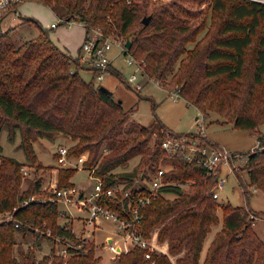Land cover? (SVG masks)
Returning a JSON list of instances; mask_svg holds the SVG:
<instances>
[{"label": "trees", "instance_id": "16d2710c", "mask_svg": "<svg viewBox=\"0 0 264 264\" xmlns=\"http://www.w3.org/2000/svg\"><path fill=\"white\" fill-rule=\"evenodd\" d=\"M39 1L66 14L62 20L83 22L87 32L99 27L107 35H125L132 42L126 51L146 63V74L165 88L177 91L204 116L214 110L236 127L253 130L264 122V92L259 91L264 85V1L211 0L214 10H228L215 30H210L207 16L200 19L202 11L198 15L189 11L181 0ZM145 15H152L147 24L143 22ZM34 23L40 26L39 21ZM7 34L8 30H0V38ZM255 41L258 47L253 79L245 84L241 78L248 49ZM78 65L80 61L55 44L45 30L19 46L8 41L0 52V136L5 125L10 127L12 139L20 129L21 146L27 158L35 161L34 141L38 137L71 135L78 140L75 151L89 152V168L94 167L93 174L102 177L105 186L138 175L137 171H114L134 156L139 155L142 165L150 164L149 167L168 159L161 147L165 132L173 133L168 125L158 116L149 124L131 119L123 100L102 91L101 84L86 81L79 74ZM154 134L158 137L152 144ZM203 138L204 142L216 144ZM260 139L262 147L250 153L248 172L250 184L264 190V136L260 135ZM102 147L110 154L100 161ZM170 159L175 167L167 172L168 177L183 184L165 186L164 190L176 196L158 197L144 208L140 222L143 234L148 237L155 226L159 227V238L168 240L173 254L185 250L178 264H264V239L254 229L248 205L218 202L210 193L218 178L216 174L207 176L197 162L180 155ZM22 166L16 157L0 156V212H9L0 221V264H64L62 255L52 261L48 257L36 259L29 251L20 260L13 255L15 231L34 232L44 222L53 231L50 238L82 243L71 225L58 221V198L36 196L42 190L41 179H34L29 188L21 189ZM76 170L61 167L57 187L74 185L71 177ZM244 193L249 199V190L244 189ZM30 198L29 203L23 204ZM99 201L123 214L120 199L102 195ZM220 205L225 210L224 225L202 260L206 238L219 221ZM252 213L264 217V210ZM76 245H68V252L84 258L67 264H97L93 247L84 253L86 245ZM145 252L140 246H132L120 254L117 264H173L165 253L154 251L147 258Z\"/></svg>", "mask_w": 264, "mask_h": 264}, {"label": "rangeland", "instance_id": "374dc122", "mask_svg": "<svg viewBox=\"0 0 264 264\" xmlns=\"http://www.w3.org/2000/svg\"><path fill=\"white\" fill-rule=\"evenodd\" d=\"M172 1V0H167ZM182 6L195 14L200 15V19L208 17V25L210 30H215L220 22H222L228 14V10L216 11L210 5L211 0H181ZM17 13L14 11L8 13L0 22V30H8L7 37L0 38V52L8 41L15 43L17 46L22 45L25 41L35 38L40 35L42 30H45L49 38L57 44L61 49L69 52L73 57L80 61L79 74L86 81H93L96 85L105 84L111 90L116 99H122L125 111L130 114L131 119H136L143 124H149L156 116L160 117L173 132H196L199 135L200 125L204 122V137L207 140L213 141L215 145H222L230 148L234 152H238L242 157L235 158V162L223 163L222 172L216 174L215 177L225 176L223 187L216 186V190L220 196L217 201L220 203L230 202L233 206H247L250 208V213L254 210H264V190L257 184H250V176L248 172L250 153L261 148L262 140L260 135L264 136V122L260 123L257 130L238 128L233 122L227 121L220 113L211 110L208 115H201L199 108L190 103L185 97L176 94V91H171L164 85L157 82L155 78L145 79L140 72L141 79H145L141 89H135L128 84L127 79L132 71L135 70L134 65L127 62V57L130 52L122 50V43L125 40V48L127 40L125 35L116 39V33H110L112 37V46L109 50V56L112 58V69L105 73L103 79H98L93 70L88 68L86 62L82 61L79 56L85 52L83 47L87 28L84 23L79 20H62L66 14L55 12L48 4L39 0H21L17 5ZM14 16H16L14 18ZM39 21L40 26H37L34 21ZM194 21H198L197 18ZM56 22L57 26H52ZM95 32V31H94ZM40 37V36H39ZM258 43L255 41L248 49L246 66L244 75L241 78L242 82L248 84L253 79V70L255 66V56ZM73 67L76 69L77 64ZM259 91L264 92V85ZM133 109V110H132ZM12 122V121H11ZM203 133V132H201ZM164 135H167L165 132ZM158 136L154 134L152 144H154ZM203 137V136H202ZM200 138L203 143L204 138ZM22 134L21 130H16L15 138H11V129L5 125L0 136V142L3 145V151L0 156H13L23 162L21 181V189L25 190L31 186V181L41 179L42 190L36 196L44 199H56L55 190L58 188L59 171L61 167L77 169L71 177L74 185H77L83 192L89 193L94 189L97 177L93 175V168H89V152L87 150L78 154L75 151V146L78 140L71 135L59 133L53 138L38 137L34 141V150L36 152L35 161L27 158L25 149L21 146ZM209 144V143H208ZM67 147L68 159L64 163L58 161L57 152L60 147ZM110 154V150L102 147L99 153V160L106 158ZM162 161V160H160ZM166 167L174 168L175 165L169 159L162 161ZM99 163V161H98ZM150 164L143 166L141 157L134 156L125 165L117 166L114 171L117 174H124L129 171L142 172L147 170ZM96 166V165H95ZM231 166L234 169L231 170ZM27 171V172H26ZM241 176V178H240ZM217 178V180H218ZM176 181L178 179L172 178ZM132 183V181H130ZM216 182L214 183L215 186ZM244 189L249 190V199H247ZM175 197V194H170ZM61 216L58 219L61 223L71 225L75 231L77 239L82 243L78 244L77 240L66 239L62 240L57 236L50 238L53 231L46 222L42 227L36 226L33 231H15V242L13 244V255L16 259H21L24 253L28 251L35 255L36 259L48 257L50 261L63 256L64 264L70 260H80L84 256L81 254L71 256L70 253H65L64 249L68 245H78L83 247L84 253L87 249L93 247V257L96 258L97 264H117L120 254L126 253L114 251L108 248V235L119 238L121 229L118 223L112 217L100 216L94 222L87 220L88 211L83 205H78L74 202H67L63 197H58ZM9 213V212H8ZM7 211L0 212V221L8 214ZM219 221L213 225L211 232L208 234L204 248L202 250V258L206 256L208 247L214 238L215 234L221 230L225 220V210L222 205L218 207ZM254 229L264 239V217H258L254 223ZM45 233L46 237L43 235ZM159 227H154L149 238L155 243L159 253L167 254V257L178 264V258L185 253L173 254L169 248L167 239L159 238ZM76 245V246H77ZM82 253V254H84Z\"/></svg>", "mask_w": 264, "mask_h": 264}, {"label": "built area", "instance_id": "2783aa9c", "mask_svg": "<svg viewBox=\"0 0 264 264\" xmlns=\"http://www.w3.org/2000/svg\"><path fill=\"white\" fill-rule=\"evenodd\" d=\"M19 1L21 0H0V22L8 13L12 11L17 13L18 10L16 5ZM57 25L56 22L52 23V26ZM112 41V37L105 34L99 27L91 28L90 31L87 32L83 45L85 52L81 54L79 58L87 63L88 68L95 72L98 79H103L105 73L110 71L113 67L112 58L109 56ZM121 43L122 50L127 52L124 46L125 40ZM127 62L135 66V70L132 71L127 79L128 84L133 88L141 89L145 79H153L146 74V63L143 60L138 59L130 53L127 57ZM140 72L144 75L145 79L140 78ZM157 82L159 83L158 80ZM176 94L179 95L177 91ZM202 114L203 113H201V115ZM200 128L199 133L201 135L196 132H191V134L186 132H167V135H163L161 138V147L164 149L170 161L172 156L180 155L189 161L197 162L198 165L206 170L207 176H210L221 173L223 163H232L235 162V158L242 157L240 153L234 152L226 146L212 145L207 142L203 143L200 138L204 136V122L200 125ZM68 152L69 149L67 147L62 146L59 148L57 159L60 163L66 162L68 159ZM170 169L171 167H166L164 163L160 161L158 164L148 167L147 170L138 172V175L132 180L117 181L108 186L104 185L102 177L96 176L97 182L95 183L94 189L89 193L83 192L77 185H69L57 188L55 190V196H57V198L63 197L67 202L79 203L78 205L86 207L89 214L87 220L90 222H94L95 219L100 216L112 217L116 220L118 227L121 229L120 237H112L109 240V249L116 252L119 249L121 253L128 252L132 246L137 245L144 248L146 250L145 256L150 258L154 251L159 250V247L153 243L149 237L143 234L140 228V222L144 217V208L154 199L161 196L172 197L170 194L174 193L164 190L165 186L178 183L183 184V182L181 183L168 177L167 172ZM233 169L234 166H231V170ZM225 179V176H219L216 185L210 189V193H212L214 198L217 199L220 196L219 192L216 190V186L223 187ZM130 181H132V183ZM102 195H110L120 199L123 214L111 206L101 203L99 198ZM31 199L32 198L25 200L23 204L29 203ZM251 216L254 218V224L257 216L254 213H251ZM64 252L69 253L67 248L64 249Z\"/></svg>", "mask_w": 264, "mask_h": 264}, {"label": "water", "instance_id": "95a60500", "mask_svg": "<svg viewBox=\"0 0 264 264\" xmlns=\"http://www.w3.org/2000/svg\"><path fill=\"white\" fill-rule=\"evenodd\" d=\"M151 16H152V15H145V16L143 17V22L146 23V24L149 23V21H150V19H151ZM131 45H132L131 40H127V42H126V46H127L128 48H130ZM100 89H101L102 91L107 92V93H110V94L113 93V90H111V89H110L108 86H106L105 84H101V85H100ZM119 101H122V99H119ZM251 155H252V153H251Z\"/></svg>", "mask_w": 264, "mask_h": 264}, {"label": "crops", "instance_id": "0c3cea01", "mask_svg": "<svg viewBox=\"0 0 264 264\" xmlns=\"http://www.w3.org/2000/svg\"><path fill=\"white\" fill-rule=\"evenodd\" d=\"M16 14V13H15ZM16 16H14V18H15ZM83 23V22H82ZM57 154H58V152H57ZM88 211V210H87ZM87 218V217H86ZM112 238V235L110 234V235H108V239H111ZM203 260V259H202Z\"/></svg>", "mask_w": 264, "mask_h": 264}]
</instances>
